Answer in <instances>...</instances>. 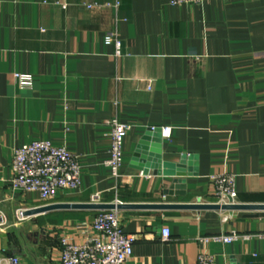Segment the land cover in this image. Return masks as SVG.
<instances>
[{
    "label": "crops",
    "instance_id": "obj_1",
    "mask_svg": "<svg viewBox=\"0 0 264 264\" xmlns=\"http://www.w3.org/2000/svg\"><path fill=\"white\" fill-rule=\"evenodd\" d=\"M113 1L0 0V264L15 255L20 264H59L60 238L78 241V225L101 210L58 209L22 220L16 212L89 203L96 192L106 204H214L209 177L227 171L235 203L264 205V0H119L117 9ZM114 29L119 57L104 43ZM14 73L30 75L32 89L21 88ZM113 118L131 126L118 178L106 165ZM151 127L160 129V174L135 167V149ZM161 127L170 128L168 138ZM35 140L77 156L78 189L44 201L13 187V150ZM116 211L135 236L125 264H197L202 249L215 264H264L262 238L197 241L264 234V209Z\"/></svg>",
    "mask_w": 264,
    "mask_h": 264
},
{
    "label": "built area",
    "instance_id": "obj_2",
    "mask_svg": "<svg viewBox=\"0 0 264 264\" xmlns=\"http://www.w3.org/2000/svg\"><path fill=\"white\" fill-rule=\"evenodd\" d=\"M173 5H194L209 0H168ZM119 0L111 4L118 8ZM104 43L112 45L114 57L122 55L121 39L117 30L108 31L104 35ZM13 77L23 89H32V77L28 74L14 73ZM110 148L109 158L106 161L113 177L120 176L123 163V143L131 126L120 122L117 118L109 121ZM154 129V127H151ZM164 137L170 134L169 127H161ZM12 169L14 172L13 187L23 192H36L41 200L47 201L53 198L59 189L76 190L81 184V167L77 156L69 152L65 147L52 145L48 141L35 140L13 150ZM213 194L216 197L214 204H234L235 177L232 173L222 171L209 177ZM90 203H101L100 194L94 193L90 197ZM20 209L16 212L18 220L25 217ZM1 222L4 216L0 213ZM228 221L229 216L222 218ZM0 222V223H1ZM80 238L78 241L68 237L60 238L59 264H125L133 252L135 236L124 232L117 211L101 210L95 216L91 224L82 222L78 225ZM253 237L264 239V234H238L214 235L210 237H198L197 241L205 246L210 242L231 243L237 240H249ZM161 239H169L167 228L162 229ZM2 264H20L18 256H9L2 259ZM197 264H215L213 256L202 249L197 256Z\"/></svg>",
    "mask_w": 264,
    "mask_h": 264
},
{
    "label": "water",
    "instance_id": "obj_3",
    "mask_svg": "<svg viewBox=\"0 0 264 264\" xmlns=\"http://www.w3.org/2000/svg\"><path fill=\"white\" fill-rule=\"evenodd\" d=\"M160 132V129H152L149 128L145 131L143 136L141 137L138 146L135 149L134 152V158H139L140 162L137 163L135 166L138 170H140L143 174H160V163H161V138L158 134ZM149 140H152L151 143V154L152 158H147L145 156V150L147 149L146 145ZM149 159L152 162H148ZM145 168H149L145 169ZM175 176H183L182 172H174ZM178 181V179H177ZM174 180V182H177ZM122 208H159V209H165V208H182V209H197V210H204V209H216V210H251V209H264V205H253V204H227V205H221L218 204H205V203H179V204H173V203H156V204H123V203H81V204H65V203H57V204H48V205H42L30 209H26L23 212L24 217L33 216L41 213H45L47 211L51 210H58V209H96V210H116V209H122ZM1 222V219H0Z\"/></svg>",
    "mask_w": 264,
    "mask_h": 264
}]
</instances>
